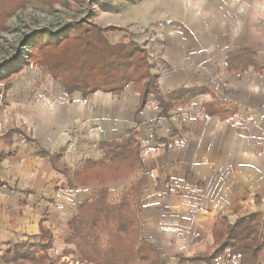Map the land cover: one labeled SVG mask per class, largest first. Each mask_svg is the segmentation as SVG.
<instances>
[{
	"label": "crops",
	"instance_id": "crops-1",
	"mask_svg": "<svg viewBox=\"0 0 264 264\" xmlns=\"http://www.w3.org/2000/svg\"><path fill=\"white\" fill-rule=\"evenodd\" d=\"M193 1L191 12L171 18V36L139 42L148 49L164 95L207 89L188 103L176 102L168 117H160L153 95L136 114L140 94L134 83L121 95L99 91L84 99L78 92L70 97L48 69L34 73L46 78L31 87L19 110L23 122L14 126L31 139L14 134L8 141L4 134L14 128L2 135V247L32 235L40 240L45 227L53 237L50 255L78 258L69 242L71 221L94 197V187L68 188L67 178L41 152L64 150L62 160L74 169L88 158L101 159L99 145L131 128L138 132L149 182L141 200V234L162 262L177 264L178 255L212 251L220 217L234 222L250 212L264 215V0H244L239 12L229 13L226 0ZM244 48L255 51L260 72L253 66L244 73L229 71L228 55ZM127 183L108 186L113 201ZM260 259L264 264V251ZM212 261L241 264L227 252Z\"/></svg>",
	"mask_w": 264,
	"mask_h": 264
},
{
	"label": "trees",
	"instance_id": "trees-1",
	"mask_svg": "<svg viewBox=\"0 0 264 264\" xmlns=\"http://www.w3.org/2000/svg\"><path fill=\"white\" fill-rule=\"evenodd\" d=\"M21 4L22 0H0V30ZM112 27L82 22L69 24L55 34L46 29L34 31L28 40L34 49H38L39 55L33 62L46 67L70 97L78 92L86 99L99 91L121 95L130 83H134L140 94L136 114L144 110L149 95H153L161 108L160 117H168L176 102L188 103L202 90H207L181 88L164 95L159 88L158 76L152 72L146 45L133 39L127 43H111L107 33L116 29ZM255 55L249 48L230 52L229 71L244 73L253 66L260 72L263 66ZM16 62L21 63L12 66L16 71L28 65L24 58ZM209 107L206 105L207 110ZM14 134L31 139L20 128H14L4 136L10 141ZM158 140L162 141L161 138ZM140 145L136 128H131L126 136L99 145L103 150L101 159L88 158L75 169L62 160L64 150L41 152L67 178L68 188L94 187V197L79 206L71 221L74 237L70 242L81 257L78 262L70 263L62 256H49L47 250L53 245V237L49 229L42 227L38 235L40 240L32 235L30 239L10 242L0 248V264H167L161 261L159 250L147 243L141 234V200L149 182L148 176L143 174ZM134 176L137 178L130 188L117 201L111 200L108 186ZM213 232L215 248L212 251L191 257L178 255L177 264H211L213 259L226 252L228 259L238 256L241 264H262L264 215L260 212L239 216L234 222L220 217Z\"/></svg>",
	"mask_w": 264,
	"mask_h": 264
},
{
	"label": "rangeland",
	"instance_id": "rangeland-1",
	"mask_svg": "<svg viewBox=\"0 0 264 264\" xmlns=\"http://www.w3.org/2000/svg\"><path fill=\"white\" fill-rule=\"evenodd\" d=\"M243 1L226 0L227 13L229 10L239 12L243 8L240 6ZM200 2L212 4L216 0ZM194 3L193 0H22V6L11 13L0 30V149L4 147L2 135L23 122L19 110L23 108L21 105L29 96L31 87L35 88L37 83L42 85L46 78H35L34 73L41 72L45 75L47 68L39 67L33 62L39 55L38 49H34L31 40H28L34 31L46 29L55 34L69 24L87 22L101 27H116L107 33L111 43H127L130 39L139 43L143 37L157 41L165 33L171 36V18L177 17L179 13L185 15L186 12H191ZM201 3H198V7ZM21 58L28 65L16 71L12 66L20 65L16 60ZM82 164L81 162L77 167ZM136 178L134 176L125 180L128 183L123 188V193ZM110 197L112 200L111 195ZM4 247L0 245L1 249ZM50 249L47 250L49 256H62V259L70 263L78 262L81 257V254L76 259L66 255L52 256ZM74 251H78L76 247Z\"/></svg>",
	"mask_w": 264,
	"mask_h": 264
}]
</instances>
